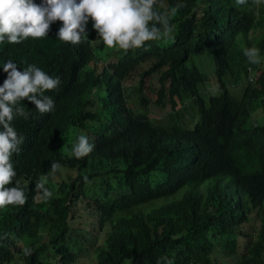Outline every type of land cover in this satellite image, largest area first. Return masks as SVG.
Instances as JSON below:
<instances>
[{
	"label": "trees",
	"instance_id": "trees-1",
	"mask_svg": "<svg viewBox=\"0 0 264 264\" xmlns=\"http://www.w3.org/2000/svg\"><path fill=\"white\" fill-rule=\"evenodd\" d=\"M230 1L162 0L159 7L158 0L157 11L184 7L170 21L174 40L160 41L159 55L143 66L116 64L121 53L110 50L115 60L102 72L89 69L95 48L88 37L96 33L89 25L79 45L58 39L61 21L43 38L0 42V86L9 60L19 71L35 65L60 79L45 93L52 111L42 114L25 99L28 119L12 121L24 139L11 158L17 176L6 187L18 180L27 202L0 209V264H73L81 254L93 264H264V186L247 179L264 170V145L244 148L219 131L223 116L247 128L237 110L253 109L235 96L228 64L236 11L253 0ZM244 13L253 24L256 10ZM207 70L218 77L214 91ZM153 100L165 106L161 119ZM80 135L93 150L77 159L71 150ZM53 162L61 165L55 174ZM42 177L53 195L34 202Z\"/></svg>",
	"mask_w": 264,
	"mask_h": 264
},
{
	"label": "clouds",
	"instance_id": "clouds-1",
	"mask_svg": "<svg viewBox=\"0 0 264 264\" xmlns=\"http://www.w3.org/2000/svg\"><path fill=\"white\" fill-rule=\"evenodd\" d=\"M247 1L231 0L230 3L235 7L236 4L243 5ZM157 6L158 0H42L40 4L34 0H0V42L6 39L9 44H19L29 37L43 38L48 36L50 26L54 22L61 21L58 39L79 45L82 37L87 35L86 26L89 25L88 32L91 33L92 28L96 30L93 36L91 34L88 37L91 39V46L95 48L89 69L100 67L99 71L102 72L104 67L108 66V61L115 60L109 59L110 50L121 53L116 64L143 66L159 55L157 46L160 41L174 40L176 37V29L170 21L184 4L177 3L175 7L163 12L157 11ZM248 6L251 8L237 7L241 10L236 11V19H233L232 23L235 29L233 26L234 31L231 33H236V37L232 41V59L228 64L235 69V96L249 102L253 109L249 111L244 107L237 110L247 128H244L238 119L228 116H223L219 125L220 132L235 136L238 140L236 144L240 143L244 148L250 145H264V130L259 129L261 125L264 126V90L259 88V82L264 75V55L261 56L264 46V23L255 24L264 16V0H253ZM159 7H164L162 0ZM249 10H256L255 22L251 25L244 18V11ZM89 20L92 23L88 24ZM236 23L238 24L235 25ZM247 26H250L247 31L241 29ZM259 27L262 28L261 34H251ZM204 60L205 57L200 59L202 68L206 67ZM240 62L247 65L246 71L241 70ZM3 70L8 75L0 86V125L3 127V131H0V209L8 205L23 206L27 202L24 189L18 180L15 186L6 187L12 185L17 176L11 158L13 153H19V146L24 139L18 136L12 121L16 117L28 119L29 115L20 102L26 99L38 112L48 113L54 108V101L45 93L56 89L60 84L58 77L49 76L35 65H29L24 71H19L16 63L9 60L3 65ZM109 70L115 72L114 67ZM207 72L212 76L205 82L207 90L214 91L217 84L215 79L218 77L215 70ZM155 103L156 100H153L150 104L164 109V104L155 106ZM186 103L190 104L189 101ZM180 106L179 104L178 107ZM92 150L93 145L89 143L88 138L80 135L72 147L71 155L79 159L87 156ZM60 167L59 163L53 162L52 173L55 174ZM247 179L253 184L264 186V170ZM46 182L47 178L42 177L36 183L34 202L46 201L52 197V192L45 187ZM23 251L25 255H31L30 249L23 248Z\"/></svg>",
	"mask_w": 264,
	"mask_h": 264
},
{
	"label": "rangeland",
	"instance_id": "rangeland-1",
	"mask_svg": "<svg viewBox=\"0 0 264 264\" xmlns=\"http://www.w3.org/2000/svg\"><path fill=\"white\" fill-rule=\"evenodd\" d=\"M89 23H92V21L91 20H89V22H88V24ZM262 33V28H257L256 30H253L252 32H251V34H261ZM240 91H241V93L243 92V88H241L240 89ZM155 95V94H154ZM184 108L185 107H183L182 109H181V111H182V113H184ZM153 113L157 116V118L158 119H161V117H162V115H163V113H164V109H160V108H156V107H153ZM157 119V120H158ZM189 120L190 119V115L189 114H187V115H185L184 116V118H183V120ZM187 120V121H188ZM100 124V123H99ZM99 124H97V125H99ZM61 180V176L59 175V174H56L55 175V181H60ZM90 222H91V220H89ZM251 225H252V223H246V225H244V229L245 230H248V229H251ZM102 242V239H100V241H99V243H101ZM93 251V250H92ZM94 259V257H92V255H82L81 254V256L79 257V259L75 262V263H73V264H93V262H91V260H93ZM225 260H229V258L228 257H226L225 258Z\"/></svg>",
	"mask_w": 264,
	"mask_h": 264
}]
</instances>
